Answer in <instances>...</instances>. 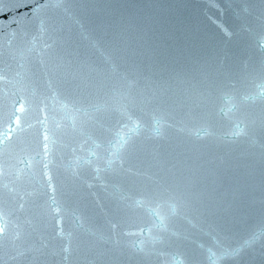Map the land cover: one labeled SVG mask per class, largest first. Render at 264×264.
I'll return each mask as SVG.
<instances>
[{"label":"water","instance_id":"obj_1","mask_svg":"<svg viewBox=\"0 0 264 264\" xmlns=\"http://www.w3.org/2000/svg\"><path fill=\"white\" fill-rule=\"evenodd\" d=\"M0 264H264V0H0Z\"/></svg>","mask_w":264,"mask_h":264},{"label":"snow or ice","instance_id":"obj_2","mask_svg":"<svg viewBox=\"0 0 264 264\" xmlns=\"http://www.w3.org/2000/svg\"><path fill=\"white\" fill-rule=\"evenodd\" d=\"M4 229H3V227L2 226H0V232H2Z\"/></svg>","mask_w":264,"mask_h":264}]
</instances>
